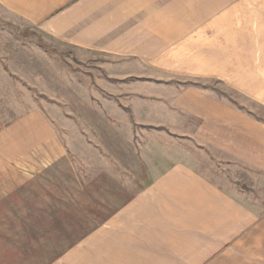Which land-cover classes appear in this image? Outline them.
I'll return each instance as SVG.
<instances>
[{"label":"crops","instance_id":"1","mask_svg":"<svg viewBox=\"0 0 264 264\" xmlns=\"http://www.w3.org/2000/svg\"><path fill=\"white\" fill-rule=\"evenodd\" d=\"M0 6L113 93L0 125V264H264V121L196 84L264 106V0Z\"/></svg>","mask_w":264,"mask_h":264},{"label":"rangeland","instance_id":"2","mask_svg":"<svg viewBox=\"0 0 264 264\" xmlns=\"http://www.w3.org/2000/svg\"><path fill=\"white\" fill-rule=\"evenodd\" d=\"M12 50L17 52L16 57L11 56ZM109 61L99 54L86 62L80 61L68 48L0 6V125L8 124L33 108L43 109L48 114H61L64 107L60 99L61 81L68 83L72 80L75 86L80 83V86L88 88L92 95L95 93L96 98L100 97L98 100H102L104 108L107 105L103 104L104 100L113 102V93L104 86L105 83H100L101 77L107 78L103 66ZM20 68L19 72L12 71ZM54 78L60 83L53 93ZM198 83L264 121V106L250 101L242 93L216 81ZM204 171L215 173L210 167Z\"/></svg>","mask_w":264,"mask_h":264}]
</instances>
